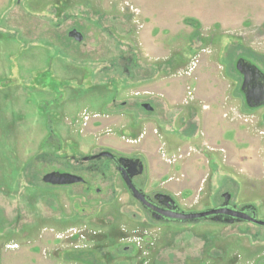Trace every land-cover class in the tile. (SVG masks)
I'll list each match as a JSON object with an SVG mask.
<instances>
[{
  "label": "rangeland",
  "instance_id": "obj_1",
  "mask_svg": "<svg viewBox=\"0 0 264 264\" xmlns=\"http://www.w3.org/2000/svg\"><path fill=\"white\" fill-rule=\"evenodd\" d=\"M263 21L264 0H0V264H264V226L156 221L83 161L138 157L149 194L264 220V106L236 68L264 73Z\"/></svg>",
  "mask_w": 264,
  "mask_h": 264
},
{
  "label": "flooded vegetation",
  "instance_id": "obj_2",
  "mask_svg": "<svg viewBox=\"0 0 264 264\" xmlns=\"http://www.w3.org/2000/svg\"><path fill=\"white\" fill-rule=\"evenodd\" d=\"M73 30H77V29L73 28L72 30H70L69 36H70V32ZM77 31L82 34L83 39L81 41H78L72 36H70V38L74 39L75 41L82 42L84 40V35L79 30H77ZM142 106H143V103H142ZM257 108H259V107H257ZM153 110H154V107L150 111H153ZM105 152H107V153H105ZM108 153H111V154H108ZM102 159L108 160L109 165H112L115 168V171L120 176V179L122 180V182L124 183V185L128 189V191L130 192L133 199L142 207V209L146 213H148V215L152 219H155L156 221L163 222V223H170V222L171 223L172 222L187 223V222H197V221L205 220V221H212V222L226 223V224H229V223L233 224V223H237V222H251L248 220H238L237 218L231 217V215H229L228 213L211 214V215H208L206 217L196 218L194 220L177 219L175 217L176 213H179V212L189 213V212H201V211H185L176 203L175 199L168 193L157 191V192H153V193L149 194L148 192H146L145 189L143 188L142 183L139 180L140 176H142L144 171H145V164L138 157H129V156H126L123 154H116V153H112L110 151L105 150V151H100L99 153H96L93 155L85 156L83 158V161H92L93 162V161H100ZM138 159H139V161H137ZM89 168L98 169V165L94 164L93 167L90 166ZM56 171L69 172V173L76 174V173L68 171V170H56ZM125 175L131 179L133 184L140 191L143 192L147 202H142L141 200H138L137 198H135L133 196V194L131 193V190L128 188V186L124 180ZM79 176H81V175H79ZM83 178H84L83 181H80L77 183L65 184V185H54V186H69V185L80 184V183L86 184L87 181H86L85 177H83ZM225 194H230V193L224 192L222 194V198H223L222 202L215 205V207L212 206L210 208H205L202 211H209L212 209H219V208L220 209H226V210H228V209H232V210L244 209L245 211H248L247 210L248 205L240 207L239 205H236L235 203L231 202V198H232L231 194H230L229 199H227L225 197ZM249 213L251 214V212H249ZM256 214H257V210H256ZM256 217L258 218V214L256 215ZM230 219H234V221L229 222L228 220H230ZM258 226H262V225H258Z\"/></svg>",
  "mask_w": 264,
  "mask_h": 264
},
{
  "label": "water",
  "instance_id": "obj_3",
  "mask_svg": "<svg viewBox=\"0 0 264 264\" xmlns=\"http://www.w3.org/2000/svg\"><path fill=\"white\" fill-rule=\"evenodd\" d=\"M70 36L74 37L78 41H81L83 39L82 34L79 33L77 30L71 31ZM236 68L243 77L241 84V91L245 96L246 103L253 108L263 106L264 105V73L254 63H252L250 60L245 58L238 59L236 63ZM143 107L148 111L153 109V107L149 103H143ZM137 161H139V159ZM42 180L43 182L52 185H65V184H72L83 181L84 178L82 176L69 172L51 171L46 173L43 176ZM124 180L135 198L141 200L142 202H147L143 192L140 191L133 184V182L128 176L125 175ZM225 197L229 199L230 194H225ZM247 210L251 212V214L248 211H245L244 209L226 210L219 208V209H212L209 211H201V212H189V213L179 212L175 214V217L181 220H194L196 218L206 217L211 214L228 213L229 215H231V217L237 218L238 220H248L255 224L264 226V220L256 217L257 215L256 208L253 205H248ZM228 221L233 222L234 219H230Z\"/></svg>",
  "mask_w": 264,
  "mask_h": 264
},
{
  "label": "crops",
  "instance_id": "obj_4",
  "mask_svg": "<svg viewBox=\"0 0 264 264\" xmlns=\"http://www.w3.org/2000/svg\"><path fill=\"white\" fill-rule=\"evenodd\" d=\"M264 22V21H263ZM263 22H261V23H263ZM261 23H260V25H261Z\"/></svg>",
  "mask_w": 264,
  "mask_h": 264
}]
</instances>
